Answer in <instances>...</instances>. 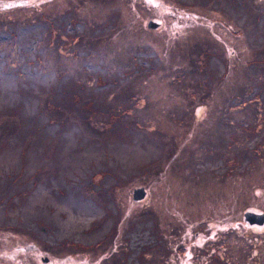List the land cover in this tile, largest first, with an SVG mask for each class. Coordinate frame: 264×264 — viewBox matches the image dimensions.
Returning <instances> with one entry per match:
<instances>
[{
	"label": "rangeland",
	"instance_id": "1",
	"mask_svg": "<svg viewBox=\"0 0 264 264\" xmlns=\"http://www.w3.org/2000/svg\"><path fill=\"white\" fill-rule=\"evenodd\" d=\"M251 206L264 0H0V264L184 262L215 212L223 247L198 254L264 264L236 240H264L237 219Z\"/></svg>",
	"mask_w": 264,
	"mask_h": 264
},
{
	"label": "flooded vegetation",
	"instance_id": "2",
	"mask_svg": "<svg viewBox=\"0 0 264 264\" xmlns=\"http://www.w3.org/2000/svg\"><path fill=\"white\" fill-rule=\"evenodd\" d=\"M159 4L156 3L155 7H157ZM172 17H173V22L171 23L170 27L172 29V33L173 35L179 34L181 33L186 27H181L182 25V21L186 20L188 15H184L181 14L179 12H174L171 13ZM160 15V14H158ZM180 16H183V18H180ZM202 17V16H201ZM183 19V20H180ZM202 18H200V16L198 14H195L194 18L192 19L196 24L200 23V20ZM158 19H151L146 23V26L148 29H157L159 26H161L162 21H157ZM179 20V21H178ZM153 22L154 24H156V26L154 28L149 27V23ZM222 37H219V39H221ZM223 39V38H222ZM230 49V53L233 52H238L237 49L235 48H231V46H228ZM255 131V129H254ZM142 201V200H141ZM211 213V212H209ZM210 218L215 219L214 221H209L207 223V225L204 227L203 233L201 238L204 240L203 242L199 241L197 242L196 245L191 246V250L189 253L186 254V256L184 257V262H186V264H224V258L222 257V255L220 253L216 254L214 252H209L207 254L201 255L198 254L199 252L202 251V249L205 250H209L210 249V242H211V248L220 250L223 247L224 244V233L226 231V227H225V220H224V215L223 214H219V212H215L213 214H209L208 215ZM239 220V223H243L246 226H248V231H253L256 230L254 227H260L263 228L264 226V211L256 208L254 206L251 207H247L242 211H239V216L237 218ZM96 220L91 221L92 223H94ZM234 229H240L239 226H235L233 227ZM247 237V236H246ZM236 240L239 241V243L243 242L244 244H259V247H263L264 246V240L262 242H258V238H243L240 239V236H237ZM26 250L27 247H26ZM139 257H141V255L143 254L142 252L138 253ZM46 257V256H42V259ZM182 254H175L172 253L171 257H170V264H176L175 261L179 262V264H185L183 262V259H181ZM6 259L12 261V259L5 257ZM48 258V257H47ZM181 259V260H180ZM123 261V260H121ZM13 262V261H12ZM50 260L48 258V260L46 262L42 261V264H49ZM64 264H73L71 262H65ZM125 264H128V262H126ZM137 264H141L140 259L138 260Z\"/></svg>",
	"mask_w": 264,
	"mask_h": 264
},
{
	"label": "water",
	"instance_id": "3",
	"mask_svg": "<svg viewBox=\"0 0 264 264\" xmlns=\"http://www.w3.org/2000/svg\"><path fill=\"white\" fill-rule=\"evenodd\" d=\"M148 26L154 28L156 26V24H154L153 22H150ZM145 193L146 192H145V189L143 187L135 188L132 191V198L135 201L140 200L145 196ZM47 260L48 259L46 257H44L42 259L43 262H46Z\"/></svg>",
	"mask_w": 264,
	"mask_h": 264
}]
</instances>
